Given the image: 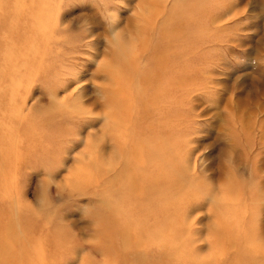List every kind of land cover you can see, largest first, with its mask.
I'll return each mask as SVG.
<instances>
[{
  "label": "rangeland",
  "instance_id": "374dc122",
  "mask_svg": "<svg viewBox=\"0 0 264 264\" xmlns=\"http://www.w3.org/2000/svg\"><path fill=\"white\" fill-rule=\"evenodd\" d=\"M198 4L0 0V235L12 223L26 241L21 256L1 251V264H121L115 234L126 226H164L143 264H264V0ZM168 61L155 95L168 76L177 86L148 115L146 83ZM161 126L206 192L226 197L225 179L241 182L230 204L189 193L184 220H141L113 200L107 180L131 159L119 145Z\"/></svg>",
  "mask_w": 264,
  "mask_h": 264
},
{
  "label": "bare ground",
  "instance_id": "6f19581e",
  "mask_svg": "<svg viewBox=\"0 0 264 264\" xmlns=\"http://www.w3.org/2000/svg\"><path fill=\"white\" fill-rule=\"evenodd\" d=\"M199 2L200 0H186L187 6L185 7L187 13H190L193 8L199 6ZM172 25L173 26L170 31L171 45L172 42H175L174 36H177L174 33V31L176 30L175 28L177 26L182 27L184 25V22L174 23ZM168 50H170V48ZM171 53H173V50H171ZM154 63L157 69L156 72L151 76L153 82L150 84L146 83V85L148 86V90L151 89L153 95H151V100L149 99L148 104H145L148 101H141L142 110L147 111L148 115L153 112L154 107H160V110H163L164 106L166 108V105H163L162 102L165 100V92L168 93L172 86L176 87V84L179 80V78H173L174 76L171 78L170 76L166 77V81L164 83L166 85L160 89L161 92L159 95H155L156 88L158 89L155 81L158 77L161 79V75L163 76L165 72H169L170 67H168V65L170 66L171 63H169L168 61L164 72H162L163 69L158 65V62ZM145 82L146 81H144V84ZM146 106H151V109L146 108ZM161 118V116L160 118H156L155 115L153 117V121L155 122L157 120H160ZM124 120L125 119L118 120L115 123L113 130L115 128L123 127ZM29 128L30 127H28L26 131H23V134L27 132ZM161 128H147L141 130L140 132H138L136 138L134 139V143H132L131 145L128 144L126 139V142L122 141L121 145H119V148L122 151L123 157L131 156V159H129V162L124 169L116 173L115 176L113 174L112 177L107 180V184L109 186H113V188L111 189L112 192L110 194L113 200L117 201L120 198H123L125 201H127L128 205L126 206V208L129 207V210L131 208H135V213L133 214L134 218H142L141 220H146L149 217L157 219L158 216H161L163 219L167 220H171V218L173 220H184L183 217L186 211L184 209L182 210V207L184 208L183 204L187 203L186 201L188 200V196L190 195L189 193L192 194L190 196H197L199 198H207L208 196H211L214 203L213 206H216L215 209L217 210V207H222L223 203L229 202L230 204L232 202V195L234 193L240 192V188H242L243 190L244 187L241 186V182H239L238 179L233 176V178H235V182L232 177L226 178L224 181L225 189L223 190V193H226V197L222 194L210 193L208 191L206 192L207 187L205 186V184L195 181V174H188V172L191 170L190 164L181 160L183 151H181L182 143H179L180 139L177 137H173L171 135L172 133L170 132V129L169 132H166L163 126H161ZM169 134L171 135V137L169 136ZM1 139L2 137H0V142ZM1 154L2 152L0 149V164L3 163ZM1 174L2 171L0 170V177ZM124 182H127V185H124ZM235 183L239 185L236 190L233 189V187H235L236 185ZM178 197H181L179 200V207L176 206V199ZM126 208L125 211L127 210ZM215 209L213 210V212L218 217L219 214L217 211L215 212ZM117 210L118 209H116V211ZM9 219L12 220V216H10ZM141 224L142 223H140V225ZM104 228L106 229V233L103 234H106L108 237V222H106V224L103 226V229ZM111 228V231L114 233L116 230L113 229L112 226ZM124 228H127L132 233V235H134V242L128 243V239L122 235V232L126 233V229ZM124 228H120V231L115 234L121 238V241L118 242V245L116 246L114 251H118V253L125 252V255L120 257L121 264H130L128 262L127 256V254H129V250L131 251V254H135L136 256L135 263L132 264H143L142 257L148 256V251L150 252L149 256H154L156 251L154 246H157L156 242L159 238V234L157 235V232L164 229V226L162 228L159 227L157 230H153V233H142L141 231H139L138 226H136L133 230H131L130 226H126ZM146 228L147 227H144L143 229ZM7 230L8 231L4 236L1 237L0 235V252L9 250L11 248H13V250L14 248H17L19 250V253L16 255H23L21 253L24 252L26 241L19 243L16 240L17 234L13 230L12 223H10L9 225L7 224ZM156 238L157 240H155ZM9 252L11 251L9 250ZM146 258L149 261L153 260V258ZM165 259L166 258H164L163 262H159L158 264H166L168 261H166L167 259ZM1 261L2 258L0 257V264Z\"/></svg>",
  "mask_w": 264,
  "mask_h": 264
}]
</instances>
